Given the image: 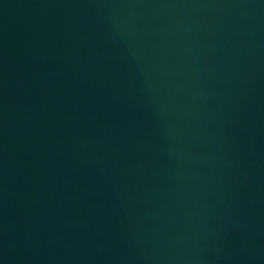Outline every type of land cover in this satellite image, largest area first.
<instances>
[{
  "label": "water",
  "instance_id": "1",
  "mask_svg": "<svg viewBox=\"0 0 264 264\" xmlns=\"http://www.w3.org/2000/svg\"><path fill=\"white\" fill-rule=\"evenodd\" d=\"M0 264H264V0H0Z\"/></svg>",
  "mask_w": 264,
  "mask_h": 264
}]
</instances>
